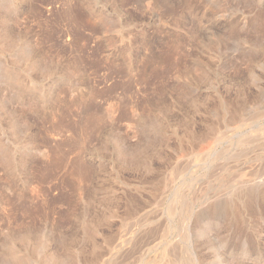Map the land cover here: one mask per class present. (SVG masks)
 Returning <instances> with one entry per match:
<instances>
[{
	"label": "rangeland",
	"instance_id": "1",
	"mask_svg": "<svg viewBox=\"0 0 264 264\" xmlns=\"http://www.w3.org/2000/svg\"><path fill=\"white\" fill-rule=\"evenodd\" d=\"M0 264H264V0H0Z\"/></svg>",
	"mask_w": 264,
	"mask_h": 264
}]
</instances>
